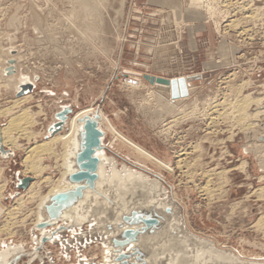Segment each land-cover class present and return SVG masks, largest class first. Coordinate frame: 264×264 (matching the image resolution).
I'll list each match as a JSON object with an SVG mask.
<instances>
[{
  "label": "rangeland",
  "instance_id": "1",
  "mask_svg": "<svg viewBox=\"0 0 264 264\" xmlns=\"http://www.w3.org/2000/svg\"><path fill=\"white\" fill-rule=\"evenodd\" d=\"M189 2L183 0V8L178 3L173 11L144 6L137 0H102L98 17L91 16L94 28L87 32L82 24L86 21L80 19L84 14L74 0H0V69L5 62L9 67L14 65V71L0 73V137L1 129L17 120L14 116L22 108L30 114H26L27 122L20 123L27 126V133L23 135L22 127L14 130L20 148L10 157H4L0 150V184L5 181L0 198V264H102L104 255L114 261L107 239L110 232L96 230L97 224L111 222L115 215L118 201L108 183L101 190L111 201H102L100 195L97 204L95 195L91 196L82 205L88 214L82 226L78 223L61 231V225L66 224L57 221L58 227L55 223V227L46 228L48 236L58 230L43 249L38 246L41 233L35 222L39 198L32 194L43 195L49 190L50 183L44 177L54 181L61 176L65 147L60 143L56 153L54 150L40 158L47 168L42 174L28 171L25 158L28 148L53 134L49 128L59 121L57 114L68 109V117L74 118L102 111L104 127L109 128L104 137L106 156L114 157L120 170L127 164L157 180L163 189L157 198L167 201L170 210L155 207L163 228L132 245L144 251L145 260L160 244L180 242L168 233L176 217L182 230H175V235H183L182 240L186 239L184 234L189 236L185 231L195 235L185 244L189 261L223 264L209 259L208 253L197 257L201 248L211 247L206 245L210 242L238 257L237 263L230 264L264 263V169L253 144L261 140L254 139L259 134L250 132V125L234 106L243 93L264 95V0L253 1L260 9L259 20L245 16L251 14L250 9L243 13L238 7H221V12L230 13H226L227 18L224 13L220 16V26L210 20L206 9L193 11ZM193 15L195 19H187ZM243 16L248 21L230 27L233 19ZM209 29L212 37L215 34L211 49L208 35L199 33ZM11 74L28 80L15 89L13 82L9 83ZM143 74L169 80L198 77L187 80L195 88L180 99L164 92L166 98L160 96V88L141 77ZM243 81H248L247 87ZM26 82L34 83L32 90L19 95V86ZM25 95L30 98L16 105ZM173 99H180L179 106L168 104ZM261 108L264 104L256 109ZM256 119L254 127L264 125V119ZM64 126L67 129L66 121ZM32 130L36 136L28 138ZM9 147L3 146L6 151ZM106 170H110L109 165ZM27 176L38 183L33 189L18 187ZM145 191L139 188L135 196L130 194L128 208L135 204L139 205L135 209L153 208L141 205L148 195ZM13 210L14 216L10 214ZM17 255L19 260L13 261ZM170 257L150 258L146 264H169Z\"/></svg>",
  "mask_w": 264,
  "mask_h": 264
},
{
  "label": "bare ground",
  "instance_id": "2",
  "mask_svg": "<svg viewBox=\"0 0 264 264\" xmlns=\"http://www.w3.org/2000/svg\"><path fill=\"white\" fill-rule=\"evenodd\" d=\"M76 1L78 4H79V8H81V12H83V16L80 15V19L81 17L84 19V22L82 21V24L86 25L85 27L88 29L87 32L89 31H92L93 28H94V25L91 23L92 21V17H95L94 15L96 14L98 17V12H99V2L102 1V0H74ZM253 1L254 0H190V2L188 3V6H190V8L192 10L194 9H206L207 10V13L209 14L210 16V20L212 21H215L214 23H217L220 24L219 22V18L220 16H222V14L224 13L225 15L223 17H225L227 14V12L229 11H225V12H221V7H225V9L227 8H231V7H238V10H241L243 13H248L249 9L251 10V14H244L246 17L250 16L251 15V19L254 20V19H257L259 20L260 19V9L259 7L257 6H254L253 4ZM76 4V3H75ZM73 5V4H72ZM254 6V7H253ZM78 8V7H77ZM75 8V9H77ZM233 8V9H234ZM231 8V10H233ZM236 9V8H235ZM230 10V11H231ZM75 11V10H74ZM224 11V10H223ZM237 12V11H236ZM230 13V12H228ZM79 14V13H78ZM102 14V13H101ZM74 15V14H73ZM77 15V14H76ZM229 15V14H228ZM230 16V15H229ZM228 16V17H229ZM232 16H234L232 14ZM70 17V16H68ZM244 17V16H243ZM241 17V18H237V19H233L232 22L229 24L230 27H238V26H241L243 25V21L245 23V21H248V19H246V17ZM73 18V17H72ZM227 18V16L225 17ZM232 18V17H231ZM79 19V17H78ZM82 19V20H83ZM207 19H209L207 17ZM74 20V18H73ZM73 20H70V21H73ZM37 22V20H36ZM39 22V21H38ZM81 22V21H80ZM70 23V22H69ZM75 22H73L74 24ZM248 23V22H247ZM72 24V25H73ZM43 25V24H42ZM77 26V25H76ZM82 26V25H81ZM80 26V28H81ZM101 26V25H100ZM220 26V25H218ZM216 26V27H218ZM227 26V25H226ZM84 26L82 27L85 28ZM40 28V27H37V29ZM99 28V27H98ZM229 28V27H227ZM226 28V29H227ZM233 28V29H235ZM78 29V27H76V30ZM80 30V29H79ZM220 30V29H218ZM241 30V29H240ZM41 31V30H39ZM248 31V30H247ZM82 32V31H80ZM79 32V33H80ZM85 33H87L86 31H83ZM95 32V31H94ZM84 33V34H85ZM226 33V31H225ZM227 34V33H226ZM83 35V34H82ZM87 35V34H86ZM85 39V38H84ZM14 51V50H13ZM15 53V52H14ZM3 55V54H2ZM7 65L3 68L1 67L0 69V73L2 72H6L5 70L7 69L9 72H12L14 71V69H10V68H14V65H11L9 67L8 63L5 62ZM1 66V64H0ZM3 68V69H2ZM7 75V74H6ZM147 75V74H145ZM145 75L143 74L141 77H145ZM149 76V75H148ZM153 76V75H151ZM9 77V76H8ZM136 79H139L140 76H135ZM155 79H154V82H151L149 79H147L149 82H151L152 84H154L153 86L155 87H158L160 88V90L162 91L161 94L159 93L160 96H168V97H171L172 95V98H182L183 97L185 98L186 96H189L193 90H194V84L193 83H187V80L188 81H191L193 79H196L197 77H188V78H174L172 81L167 79V78H163V77H157V76H154ZM166 77V76H165ZM186 77V76H185ZM200 77V76H199ZM2 78V77H1ZM7 79V77H6ZM9 79V83L13 82V85H14V88L17 89L18 87V83H21V82H24V80H28V78L24 75H19L18 77L15 75V74H11L10 78ZM141 79V78H140ZM139 79V80H140ZM144 80V79H143ZM195 81V80H194ZM4 82V81H3ZM35 82V81H34ZM244 82V81H243ZM1 83V82H0ZM5 83V82H4ZM160 83V84H159ZM245 86H246V83H248V81H245ZM243 83V85H244ZM6 84V83H5ZM10 85V84H9ZM29 85H34V83L32 82H26V83H23L21 84L19 87H20V90L22 88H28ZM248 86V85H247ZM246 86V87H247ZM12 87V85L10 86ZM243 88V87H242ZM241 88V89H242ZM9 89V88H8ZM19 90V92H20ZM27 91H30V90H27ZM26 91V92H27ZM18 92V94H19ZM163 92L165 95H163ZM241 92V90L239 91ZM25 94V93H24ZM170 94V95H169ZM158 95V96H159ZM165 96V98H166ZM264 95L261 96L260 95H257V94H252L251 92L250 93H243L242 94V97H239V100L236 104H234V106L236 107V111L238 112V115H240V118H243L244 120H246V125H250V127H248L251 131L250 132H253L254 134H259L258 136L254 137L255 138H259L261 141L260 142H253V144L256 146V148H254L256 150V154L258 156H260L261 160H260V164L263 166L262 169H264V125L263 126H260V127H254L255 123V119L258 117H260L258 119L261 120V119H264V109H256L257 106H261L262 104H264ZM28 98H30V95H25V97H22V98H19L16 100L15 104L16 105H20L21 102H24L25 100H27ZM180 99H173V102L170 101L168 104L169 105H173V108L174 106H179L178 105V101H180ZM159 100H160V97H159ZM15 101V100H14ZM169 101V100H168ZM176 102V103H175ZM195 102V101H194ZM225 102V101H223ZM22 104V103H21ZM194 104V103H193ZM196 104V103H195ZM223 104V103H221ZM230 104V102L226 103V105ZM12 105V104H11ZM15 105V106H16ZM168 105V106H169ZM218 106V105H217ZM172 107V106H171ZM196 107V106H195ZM194 107V108H195ZM225 107V105H224ZM20 108V107H18ZM22 108V107H21ZM26 108V107H25ZM22 108L23 111L21 110V113L19 111L20 114H16L14 116V118L16 117H19L17 120L20 119V122L18 123L17 120H11L12 123L10 125H7L5 126L3 129H1V137H2V140H1V137H0V150L1 152H3L4 154V157H10L14 154L15 150L18 149V147L20 148V144L18 143V136H15L14 135V130L16 129H19V127H22L21 126V122L24 120L27 119V117L29 118L30 114L29 112H27V108ZM211 108V107H210ZM7 109V108H6ZM11 109V108H10ZM31 109V108H29ZM7 111V110H6ZM10 111V110H9ZM9 111H7L9 113ZM70 110L68 109V112ZM99 111V110H98ZM5 112V111H4ZM67 112V114H68ZM2 113V112H1ZM6 113V112H5ZM29 114L26 115V114ZM32 113V112H31ZM61 113V112H60ZM58 113V114H60ZM95 112V110L93 111H88V112H85L83 113L82 115H79L78 117L74 118V117H68V115L66 116V118L64 119V123L65 121L67 122V129L65 128L64 124L63 126L61 127V129L59 130H56V131H53L52 128L53 126H51L49 128V131L52 132L53 134L51 136H49L48 138L44 139L43 141L39 142L36 146H33V147H30L28 148V152H29V155L26 156L25 158V166L27 168L28 171L32 172L33 174H42L44 169L46 168L45 165L42 164V162H40V158L43 157V155L45 154H49L50 152H53L55 149L57 150V146L61 143V145L63 147H65V150L63 152V171L61 173V176L56 180L54 179V181L49 178V177H44L45 178V182L46 183H50V188L49 190L41 195V194H38V192L36 194H32V197L33 198H39V203H38V210H37V221L35 222V224H38L39 222H41L43 219H45V216H44V206L45 204L49 201V199L51 198V196L55 193H58V192H62V191H66V190H69L71 188H74L75 186H77V184L71 182L69 180V175H71L73 172H75L77 170L76 168V162H75V157H76V154L77 152L79 151L80 149V132L81 130L83 129V125H84V119L87 115H93ZM223 112H221L222 114ZM57 114V115H58ZM32 115V114H31ZM34 115V114H33ZM176 115V114H175ZM13 117V116H12ZM11 117V118H12ZM59 120L60 117H58ZM68 118V119H67ZM13 119V118H12ZM22 119V120H21ZM105 116L102 114V111L99 112V118H98V126L100 128V130L103 132L102 136H101V144H102V148L101 149H98L97 150V155L99 156L100 160H101V163H100V166H99V169H98V173H99V179H98V182H97V185H96V188L94 190L92 189H88L86 192H85V195L84 197L79 200L76 204H74L73 206H71L70 208H68L67 210H65L63 212V216L65 215L66 218H63L61 219L62 220V223L63 224H69L70 222H67V218L69 217V221L71 220V222H77V223H80V222H84V221H87L88 219V214H86L84 211H83V207L82 205L86 202V201H89L88 199L95 195V202L98 204L99 203V196L101 195L103 200L106 201H111L110 198H108L105 194V190L102 191L101 189H103V185L105 183H108V185L110 186L109 189H112L113 193L115 194L116 196V199H117V204H115L114 208H115V215H114V218L113 220L111 221L112 223H117V222H121V219H122V216L125 214V213H128L131 209H135L136 206H139L138 204H135L132 206V208H128L129 207V204L130 202L132 201V199L130 200V198H128V196L130 194H133V196H135L137 190L139 188H142L143 191H148V195L145 197V200L142 202L141 205H144L143 207H151V206H154V207H157V208H161V209H164L166 210L168 208V205L169 203L167 201L164 200V202H162L161 200L159 201V196H161L163 194V189L161 188L160 184L157 182V180H153L151 179L149 176H147L145 173L139 171V170H136L132 167H130L129 165L127 164H124L123 166V169L120 170L118 167H117V162L116 160L111 157H108L106 156V153H105V150H104V137L107 135L108 133V127H104V122H105ZM256 119V120H257ZM35 121V119L33 120ZM27 122V120H26ZM59 122V121H58ZM264 122V121H263ZM10 123V122H9ZM21 123V124H20ZM57 123V122H56ZM259 123V122H258ZM20 124V126L18 125ZM26 124V123H25ZM260 124V123H259ZM257 124V125H259ZM25 126V125H24ZM263 127V128H261ZM27 128V126H26ZM25 127H22V132H23V135L27 133V129ZM247 128V129H248ZM29 129V128H28ZM63 129V130H62ZM62 130V131H61ZM247 131V130H246ZM38 132V131H37ZM62 132H65V133H62ZM21 133V131H20ZM29 133V132H28ZM247 133V132H246ZM33 136L35 138V133L32 132L27 135L28 138H30L29 136ZM252 135V134H251ZM261 136V137H259ZM32 137V138H33ZM115 140H118L120 141V143H123L122 140H120L118 137L114 136ZM64 139L62 142L61 140ZM258 139V140H259ZM31 140V139H30ZM2 142V143H1ZM36 144V143H35ZM124 144V143H123ZM5 145H10L11 147H9L10 149H8L9 151H6L3 146ZM250 145V144H249ZM252 145V144H251ZM253 145V146H254ZM125 146V144H124ZM128 148H131L130 146H128ZM107 149V148H106ZM56 150H55V153H56ZM58 151V150H57ZM196 152V151H195ZM54 153V152H53ZM179 153V152H178ZM184 154V153H182ZM190 154V153H189ZM179 156V155H178ZM188 156V155H187ZM182 159V158H181ZM146 160V159H145ZM244 162V161H243ZM154 163V162H153ZM246 161L244 163H242V167L245 168L246 166ZM156 164V163H155ZM245 164V166H244ZM109 165L110 166V170L107 171L106 170V166ZM241 165V164H240ZM129 166V167H128ZM156 166L160 167L158 164H156ZM47 169V168H46ZM2 168H0V176L2 174ZM43 176V175H42ZM207 176V175H206ZM27 177H31V179L33 180L34 177L32 176H27ZM27 177H24V178H27ZM226 177V176H225ZM22 178L20 180V182L18 183V187H20V183L23 182V179ZM208 179H211V178H208ZM1 180V179H0ZM32 180L30 181V183L32 182ZM56 180V181H55ZM5 183V181H2V183ZM0 184V198L3 196V190H4V183L3 184ZM29 185L26 187V188H23V189H27L30 190V189H33L34 184L37 183L36 181L32 182L31 185ZM45 183V184H46ZM186 183V182H185ZM38 184V183H37ZM208 184V182H207ZM223 184V183H222ZM36 185V184H35ZM209 186V185H208ZM220 186V185H219ZM40 187V186H39ZM22 188V187H20ZM38 188V187H37ZM204 189V188H203ZM212 188H210L211 190ZM258 189V188H257ZM35 190V189H34ZM37 190V189H36ZM35 190V191H36ZM206 191L209 190L208 189H205ZM215 190V189H213ZM264 190V188H263ZM33 191V190H32ZM35 191H33L35 193ZM102 191V192H101ZM107 191V190H106ZM145 191V192H146ZM257 191V190H256ZM262 191V190H261ZM31 192V191H30ZM105 192V193H104ZM109 192V191H108ZM107 192V193H108ZM254 192V191H253ZM260 192V191H259ZM263 193V191L261 192ZM260 193V194H261ZM131 196V195H130ZM31 197V198H32ZM144 197V196H143ZM158 197V198H157ZM260 197V196H259ZM21 199V198H20ZM30 199V198H29ZM23 201V200H22ZM103 202V203H105ZM113 202V201H112ZM106 204V203H105ZM108 204V203H107ZM106 204V205H107ZM19 205L20 202H19ZM236 206V205H235ZM18 208V207H17ZM17 208L15 207V209L17 210ZM128 208V209H127ZM13 209V208H12ZM8 211V210H7ZM14 211V212H13ZM11 211L13 216L15 215V210ZM18 211V210H17ZM33 211V210H32ZM103 211V210H102ZM10 212V211H9ZM104 213V211H103ZM171 213L173 214L174 211H171ZM19 214V213H18ZM33 214V213H32ZM9 215V214H8ZM28 214H26L27 216ZM264 215V214H263ZM10 218H14V217H11ZM16 218V217H15ZM263 218V217H262ZM25 219V218H24ZM109 219V218H108ZM264 219V218H263ZM8 221V220H7ZM260 221H261V218H260ZM18 222V221H17ZM259 223V222H258ZM261 224L263 222H260ZM57 224H60V223H56ZM90 224V223H89ZM76 225V224H75ZM182 225V224H181ZM13 226V225H12ZM61 226H65V225H61ZM36 227V226H35ZM55 227V226H54ZM58 227V225H57ZM9 228V227H8ZM37 228V227H36ZM6 229V228H5ZM58 230V229H57ZM56 230V231H57ZM76 230V229H75ZM80 230V229H79ZM175 230H182V226L179 227V222L178 220L176 219V217L174 218L173 222H171V224H169V230H168V233L170 234V237L172 239H176L178 241H180L179 243H175L173 245L170 246V249H166V247H162V245L160 244L159 247H156L154 248L153 252L151 253L150 255V258H154V259H158V258H162L164 256H166L167 254H170L171 257L169 259V264H197L198 262H195V260H193L192 262L189 261L190 263L184 261L183 259V252L185 250V247H186V240L187 238H191V237H194L195 235L194 234H191L190 232L188 231H185L186 233L189 234V236L187 234H184L186 238L185 240L181 239L183 235H175V234H178V233H175L177 231ZM166 231V230H165ZM39 232L41 233V236L43 235H48V229L47 228H44V229H39ZM71 232V230H70ZM73 232V230H72ZM179 232V231H178ZM60 233V232H59ZM10 234V233H9ZM77 234V233H76ZM91 234V233H90ZM94 234V233H93ZM12 235V234H11ZM102 235V234H101ZM76 237V236H75ZM197 237V236H196ZM198 238V237H197ZM196 238V239H197ZM181 239V240H180ZM58 241V240H57ZM202 242V240H200ZM40 242V241H39ZM45 242V241H44ZM102 242V241H101ZM106 242V241H105ZM172 243V242H171ZM207 243V242H206ZM148 244V243H147ZM205 244V243H204ZM103 245V243H102ZM134 245H136L134 243ZM206 245L208 246H211L209 248H201L199 251H198V255L197 256L199 259L201 258V253L203 255H206L207 253L210 255V258L209 259H214V261L216 262H220V263H223V264H230V263H237V259L234 255H231L232 253H229V252H226L225 250H221L215 246H213L210 242H208ZM104 246V245H103ZM169 246V245H168ZM207 247V246H206ZM160 248V249H159ZM165 248V249H164ZM161 250V252L159 251ZM106 251H109L108 247H106ZM197 252V251H196ZM104 254V253H103ZM110 256V255H109ZM188 256H189V253H188ZM108 256L104 255V262L105 263H102V264H114L113 261L110 262L109 258H107ZM146 258V257H144ZM150 258L148 257L147 260H150ZM166 258V257H165ZM189 258V257H188ZM146 260V261H147ZM155 261V260H153ZM157 263V262H156ZM239 264V263H238ZM242 264V262H241ZM247 264H250V263H247ZM251 264H264V263H261V262H251Z\"/></svg>",
  "mask_w": 264,
  "mask_h": 264
},
{
  "label": "water",
  "instance_id": "3",
  "mask_svg": "<svg viewBox=\"0 0 264 264\" xmlns=\"http://www.w3.org/2000/svg\"><path fill=\"white\" fill-rule=\"evenodd\" d=\"M10 63L13 64V60H10ZM145 77L151 82H154V76L145 75ZM27 90H32V85H29L26 89L22 88L19 95H23ZM67 112L68 110H64L58 114L61 120L53 126V131L61 129ZM98 118L99 113L96 111V113L87 115L84 119L83 129L80 132V149L75 157L77 170L69 175V180L77 184V186L66 191L55 193L51 196L44 206L45 219L38 223V229L54 227L57 221L66 218L65 215H62L65 210L81 200L88 189L94 190L96 188L100 177L98 169L101 163L97 155V150L102 148L101 136L103 134L98 126ZM31 180V177L24 178L19 186L26 188ZM167 210L169 211L170 208ZM75 224L78 223L70 222V224L65 225L61 231L72 228ZM82 224L83 222L79 223L81 226ZM163 224L164 222H161V216L158 214L155 207H153L149 210L132 209L128 214L122 216L121 222H118L117 226L111 222H102V225L97 224L96 230L99 232L102 231L103 233L110 232L109 238L107 239L114 252V264H146L144 251L140 250L139 246L133 247L132 245L134 243L137 244L140 240H148L149 237L157 235L160 229L163 228ZM54 232H56V230L50 233L49 236H41L38 245L40 249L44 248L45 243L51 239L50 237L53 236ZM173 244H175V242H170V244H168L169 246L164 245V247L169 250L170 246ZM187 251L188 250H184L183 259L190 263L187 259ZM19 258L20 255H17L13 261L19 260Z\"/></svg>",
  "mask_w": 264,
  "mask_h": 264
},
{
  "label": "crops",
  "instance_id": "4",
  "mask_svg": "<svg viewBox=\"0 0 264 264\" xmlns=\"http://www.w3.org/2000/svg\"><path fill=\"white\" fill-rule=\"evenodd\" d=\"M137 2L139 3V4H142V5H144V6H150V7H154V8H160V9H164V10H173L174 11V9L173 8H175L176 7V5H178V3L180 4V5H182V8H183V0H137ZM174 6V7H173ZM194 10H196V9H194ZM193 10V11H194ZM192 10H190V12H193ZM187 16H189V15H187ZM195 17V15H193V17H187V19H195L194 18ZM213 30V29H212ZM211 29H209L208 31H204V32H199V33H201V34H204V33H206V35H208V40H209V49H211L212 48V44H213V38H214V36H215V34H214V32H213V37L211 36ZM198 45V44H197ZM154 152V151H153ZM156 153V152H155Z\"/></svg>",
  "mask_w": 264,
  "mask_h": 264
}]
</instances>
